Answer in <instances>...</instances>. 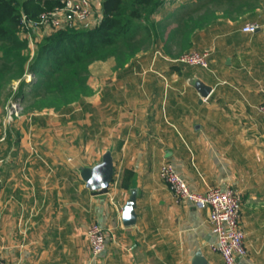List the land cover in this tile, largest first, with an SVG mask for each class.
<instances>
[{
	"label": "crops",
	"instance_id": "1",
	"mask_svg": "<svg viewBox=\"0 0 264 264\" xmlns=\"http://www.w3.org/2000/svg\"><path fill=\"white\" fill-rule=\"evenodd\" d=\"M149 22L145 48L92 61L91 92L67 107L12 118L0 102L3 264H192L196 253L226 264L210 247L209 208L176 201L163 163L194 191H238L246 254L235 264H264V0H164ZM45 33L33 30L30 45ZM191 50L207 51V66L178 60ZM107 152L111 180L92 189L80 172ZM132 189L135 221L125 224ZM93 222L106 231L98 257Z\"/></svg>",
	"mask_w": 264,
	"mask_h": 264
},
{
	"label": "trees",
	"instance_id": "2",
	"mask_svg": "<svg viewBox=\"0 0 264 264\" xmlns=\"http://www.w3.org/2000/svg\"><path fill=\"white\" fill-rule=\"evenodd\" d=\"M163 1L101 0L94 27L57 29L31 46L22 15L35 18L43 4L51 8L59 0H0V99L4 90L3 101L14 96L26 112L60 110L80 100L91 92L92 61L129 59L156 35L149 20ZM28 74L34 78L27 81Z\"/></svg>",
	"mask_w": 264,
	"mask_h": 264
},
{
	"label": "built area",
	"instance_id": "3",
	"mask_svg": "<svg viewBox=\"0 0 264 264\" xmlns=\"http://www.w3.org/2000/svg\"><path fill=\"white\" fill-rule=\"evenodd\" d=\"M94 0H59V4L41 10L35 18L23 14L22 23L31 41V31L44 30L45 34L61 28H92L97 24L94 17ZM256 23H246L242 30L253 32ZM208 52L191 50L182 53L178 60L188 64L207 66ZM14 106V105H13ZM264 113V104L258 106ZM161 179L167 183L176 201H186L196 208H209V223L215 236L211 249L221 254L226 264H235L238 257L246 254L244 231L240 225L241 196L231 187L209 186L204 192L194 191L172 163H163L159 169ZM86 235L93 257H98L106 246V231L96 222L91 223ZM0 264L3 262L0 261Z\"/></svg>",
	"mask_w": 264,
	"mask_h": 264
},
{
	"label": "water",
	"instance_id": "4",
	"mask_svg": "<svg viewBox=\"0 0 264 264\" xmlns=\"http://www.w3.org/2000/svg\"><path fill=\"white\" fill-rule=\"evenodd\" d=\"M81 177L86 181L88 187L92 189L106 187L112 177L113 167L109 152L103 155L102 161L93 167H86L81 170ZM136 189L131 190V194L123 206L122 217L125 224L135 221V198ZM192 264H207L205 258L196 253L192 258Z\"/></svg>",
	"mask_w": 264,
	"mask_h": 264
},
{
	"label": "rangeland",
	"instance_id": "5",
	"mask_svg": "<svg viewBox=\"0 0 264 264\" xmlns=\"http://www.w3.org/2000/svg\"><path fill=\"white\" fill-rule=\"evenodd\" d=\"M42 7H43L42 10L49 9V8H46L47 7L46 4H43ZM93 12H94V4H93ZM95 16L96 15L94 14V17ZM16 86H17V82L13 84V88H16ZM2 93L3 95L5 94L4 90L2 91ZM3 95H2V98L0 99V102H3L4 100ZM5 103H6V106H8L10 109L11 108L13 109L12 114H10L12 118L16 117V114H21L22 112H25V108H26L25 103L21 102L18 99H15L14 96L9 97V99Z\"/></svg>",
	"mask_w": 264,
	"mask_h": 264
}]
</instances>
